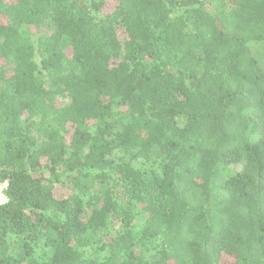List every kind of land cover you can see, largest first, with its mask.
I'll return each mask as SVG.
<instances>
[{"label": "trees", "instance_id": "1", "mask_svg": "<svg viewBox=\"0 0 264 264\" xmlns=\"http://www.w3.org/2000/svg\"><path fill=\"white\" fill-rule=\"evenodd\" d=\"M5 182L0 264H264V0H0Z\"/></svg>", "mask_w": 264, "mask_h": 264}, {"label": "built area", "instance_id": "2", "mask_svg": "<svg viewBox=\"0 0 264 264\" xmlns=\"http://www.w3.org/2000/svg\"><path fill=\"white\" fill-rule=\"evenodd\" d=\"M7 187H8L7 182L0 184V205H5L8 203V197L6 196L5 193Z\"/></svg>", "mask_w": 264, "mask_h": 264}, {"label": "rangeland", "instance_id": "3", "mask_svg": "<svg viewBox=\"0 0 264 264\" xmlns=\"http://www.w3.org/2000/svg\"><path fill=\"white\" fill-rule=\"evenodd\" d=\"M257 47H258V46L255 47V53H256L257 55H259V52H258V50H257Z\"/></svg>", "mask_w": 264, "mask_h": 264}]
</instances>
